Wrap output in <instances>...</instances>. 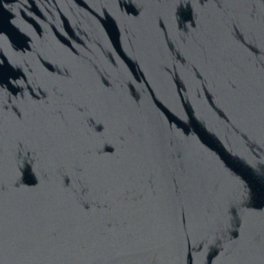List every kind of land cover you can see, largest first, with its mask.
<instances>
[{
    "label": "snow or ice",
    "instance_id": "snow-or-ice-1",
    "mask_svg": "<svg viewBox=\"0 0 264 264\" xmlns=\"http://www.w3.org/2000/svg\"><path fill=\"white\" fill-rule=\"evenodd\" d=\"M130 3L136 15L127 17L119 0H104L125 31L131 26L144 37L136 50L149 74L167 77L171 71L183 83L180 74L191 71L202 87L210 82L244 144L264 150V0ZM185 9L194 18L190 25L180 20ZM24 35L31 46L17 51L24 45L14 47L0 27V264L9 253L97 249L167 264H264V209L253 211L249 202L264 200V160L257 161L255 149L237 153L253 173L241 178L194 147V138L166 127L158 109L145 118L147 102L186 121L193 111H181L179 91L161 99L146 79L147 96L131 109L109 81L101 89L82 79L74 58L58 61L42 51V32ZM21 86L41 89L51 102L14 99ZM129 86L136 87L131 81ZM93 110L103 119L85 133L84 118ZM25 165L38 177L34 188L20 179ZM65 168L71 186L57 191L49 174ZM98 211L111 212L120 227L109 220L94 229Z\"/></svg>",
    "mask_w": 264,
    "mask_h": 264
},
{
    "label": "water",
    "instance_id": "water-1",
    "mask_svg": "<svg viewBox=\"0 0 264 264\" xmlns=\"http://www.w3.org/2000/svg\"><path fill=\"white\" fill-rule=\"evenodd\" d=\"M118 8L127 17L136 15L130 0H119ZM180 20L184 25L194 22V18L189 17L187 9L181 12ZM0 27H3L5 34L9 36V42L14 47L24 45V49L17 48V51L27 50L31 46L32 42L28 36L24 35V32L30 31L36 35H41L42 32L43 35L38 42L42 51L50 56L55 55L58 61H64L68 57L74 58L76 70L82 79L91 78L101 89H106L107 81H109L112 91L125 106L131 109L141 106V101L147 96L146 79L154 81L152 87L157 89L156 94L161 99H164L169 92L179 91L183 97L182 100H178V103L183 105L181 111L184 113L193 111V115L186 121H178L163 107L147 102L142 105L145 118L158 109L159 113L163 114L166 127L171 126L173 132L178 131L182 136L194 138V147H202L213 154L224 163L225 167L241 178L251 177L253 173L237 153L252 152L255 149L258 154L257 161L264 160V150L251 141L249 143L252 147H247L241 133L225 118V116H231V113L218 99V93L210 82H206L202 87L199 80L192 78L191 71L180 74L183 83L180 79H174L171 71L167 77H163L155 70L149 74V68L136 50L137 45L144 42V37L131 26H128V31H125L126 25L118 20L111 8H105L104 0H0ZM78 53L79 56H77ZM48 67L51 70V66ZM199 70L203 71V69ZM62 72L63 68H61V74ZM12 75L17 80H23V73L20 71L13 70ZM11 78L9 76V79ZM129 81L136 87H130ZM204 87H207L209 91H205ZM12 95L16 100L28 97L33 104L37 105L51 102L49 95L43 94L41 89L35 86L32 92L31 89L21 86L14 90ZM36 96L40 99L37 100ZM137 96L140 100H137ZM214 104L216 107H213ZM89 118L93 120L91 125L87 123ZM98 119H103L102 114L96 110L91 111L84 118L83 131L87 133L90 128L94 131L95 121ZM96 166L103 167L104 164L98 162ZM32 167L25 165L20 173L23 186L27 188H34L36 186L33 184L34 180H38ZM65 173L68 176L67 183ZM256 174H259V168ZM49 180L57 191H62L65 187L71 186V170L69 168L61 172L53 170L49 174ZM67 198L72 199L71 193ZM249 202L254 205L253 211L264 209V200L250 198ZM255 205L260 207L257 208ZM109 220L117 228L120 227L119 221L111 212L98 211L96 222L93 224L94 229L102 227V224ZM4 264H167V262L163 258L146 261L140 257L108 253L97 249L30 257H20L9 253L4 259Z\"/></svg>",
    "mask_w": 264,
    "mask_h": 264
}]
</instances>
